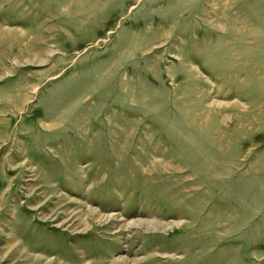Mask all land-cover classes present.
Returning a JSON list of instances; mask_svg holds the SVG:
<instances>
[{
    "label": "rangeland",
    "instance_id": "rangeland-1",
    "mask_svg": "<svg viewBox=\"0 0 264 264\" xmlns=\"http://www.w3.org/2000/svg\"><path fill=\"white\" fill-rule=\"evenodd\" d=\"M0 264H264V0H0Z\"/></svg>",
    "mask_w": 264,
    "mask_h": 264
},
{
    "label": "bare ground",
    "instance_id": "bare-ground-1",
    "mask_svg": "<svg viewBox=\"0 0 264 264\" xmlns=\"http://www.w3.org/2000/svg\"><path fill=\"white\" fill-rule=\"evenodd\" d=\"M107 221V220H106ZM146 221V220H145ZM101 222H103L102 220H101ZM156 222V221H155ZM71 223V222H70ZM89 223V220L88 219H83V220H81V221H78V222H76V221H73L72 222V224H71V226H76V225H78V224H80L81 226H85V225H87ZM105 223V222H104ZM120 224V223H119ZM167 225V224H166ZM162 227V226H161Z\"/></svg>",
    "mask_w": 264,
    "mask_h": 264
}]
</instances>
